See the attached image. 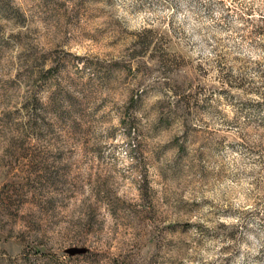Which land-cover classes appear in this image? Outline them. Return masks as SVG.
Masks as SVG:
<instances>
[{"label":"rangeland","instance_id":"obj_1","mask_svg":"<svg viewBox=\"0 0 264 264\" xmlns=\"http://www.w3.org/2000/svg\"><path fill=\"white\" fill-rule=\"evenodd\" d=\"M0 264H264V0H0Z\"/></svg>","mask_w":264,"mask_h":264}]
</instances>
